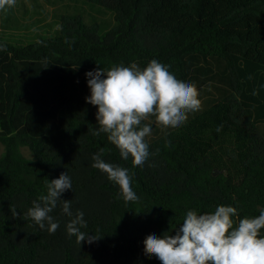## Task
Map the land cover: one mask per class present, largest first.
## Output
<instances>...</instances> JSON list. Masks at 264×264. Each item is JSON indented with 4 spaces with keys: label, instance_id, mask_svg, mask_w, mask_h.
<instances>
[{
    "label": "trees",
    "instance_id": "obj_1",
    "mask_svg": "<svg viewBox=\"0 0 264 264\" xmlns=\"http://www.w3.org/2000/svg\"><path fill=\"white\" fill-rule=\"evenodd\" d=\"M83 1L115 20L92 25L63 15L55 35L26 44L0 39V264H162L145 256L143 242L172 234L188 210L205 214L224 205L237 208L234 220L258 216L264 0ZM153 59L197 87L201 109L177 128L152 123L149 157L133 167L106 134L94 135L98 107L86 102L85 74L133 62L144 68ZM101 148L105 162L129 169L137 201L118 199L119 186L92 167ZM64 172L72 189L61 199L71 200L73 217L58 201L50 213L59 223L55 233L47 222L42 230L12 216L10 207L23 216L46 194L47 180ZM78 211L87 223L81 231L99 238L92 244L67 233Z\"/></svg>",
    "mask_w": 264,
    "mask_h": 264
},
{
    "label": "clouds",
    "instance_id": "obj_2",
    "mask_svg": "<svg viewBox=\"0 0 264 264\" xmlns=\"http://www.w3.org/2000/svg\"><path fill=\"white\" fill-rule=\"evenodd\" d=\"M15 3L16 0H0V9L13 7ZM85 75L91 92L86 102L98 107V128L94 135L106 134L108 141L119 149L122 159L132 158L133 167H143L149 157L145 138L152 133V123L162 130L177 128L186 123L189 113L201 109L197 87L178 79L168 66L156 59L144 68L133 62L109 69L98 67ZM144 121L149 123H142ZM105 151L101 148L92 156V167L119 186L118 199L137 201L129 169L105 162L102 158ZM46 189V194L41 193L33 200V206L23 216L15 207H10L11 213L14 218H31L42 230L47 222L48 232L55 233L59 223L54 222L50 213L62 200L61 195L72 189L71 178L67 172L61 173L59 178L47 180ZM62 201L63 213L73 217L71 200ZM236 215L237 208L224 205L205 214L188 210L182 224L172 234L148 235L143 242L144 254L149 258L155 256L162 264H264V236L261 235L264 209L254 217L234 220ZM83 217L84 213L78 211L67 224V233L76 237L77 244L85 241L92 244L99 238L81 231L87 227Z\"/></svg>",
    "mask_w": 264,
    "mask_h": 264
},
{
    "label": "rangeland",
    "instance_id": "obj_3",
    "mask_svg": "<svg viewBox=\"0 0 264 264\" xmlns=\"http://www.w3.org/2000/svg\"><path fill=\"white\" fill-rule=\"evenodd\" d=\"M63 15H81L92 25L115 20L112 11L83 0H16L13 7L0 9V39L26 44L41 36L55 35ZM25 152L29 154L26 149Z\"/></svg>",
    "mask_w": 264,
    "mask_h": 264
},
{
    "label": "water",
    "instance_id": "obj_4",
    "mask_svg": "<svg viewBox=\"0 0 264 264\" xmlns=\"http://www.w3.org/2000/svg\"><path fill=\"white\" fill-rule=\"evenodd\" d=\"M217 173V172H216Z\"/></svg>",
    "mask_w": 264,
    "mask_h": 264
}]
</instances>
